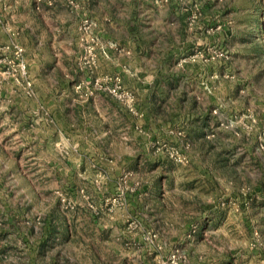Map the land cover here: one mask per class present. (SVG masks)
<instances>
[{
	"label": "rangeland",
	"instance_id": "374dc122",
	"mask_svg": "<svg viewBox=\"0 0 264 264\" xmlns=\"http://www.w3.org/2000/svg\"><path fill=\"white\" fill-rule=\"evenodd\" d=\"M0 264H264V0H0Z\"/></svg>",
	"mask_w": 264,
	"mask_h": 264
},
{
	"label": "built area",
	"instance_id": "2783aa9c",
	"mask_svg": "<svg viewBox=\"0 0 264 264\" xmlns=\"http://www.w3.org/2000/svg\"><path fill=\"white\" fill-rule=\"evenodd\" d=\"M161 1H165V0H161ZM25 69H26V67H25V65H23V66H22V70H23L24 72H26ZM29 84L31 85V83H29Z\"/></svg>",
	"mask_w": 264,
	"mask_h": 264
}]
</instances>
